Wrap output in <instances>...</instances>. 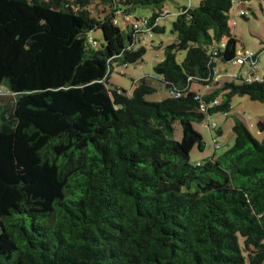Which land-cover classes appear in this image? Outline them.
I'll return each instance as SVG.
<instances>
[{
    "label": "trees",
    "instance_id": "obj_1",
    "mask_svg": "<svg viewBox=\"0 0 264 264\" xmlns=\"http://www.w3.org/2000/svg\"><path fill=\"white\" fill-rule=\"evenodd\" d=\"M165 1L0 0V87L15 95L0 108V264H264V138L236 119L231 147L190 161L205 145L193 122L235 94L264 100V72L214 81L237 53L233 3L250 0L178 10L153 68L165 98L109 85L115 64L143 61L140 33L164 30Z\"/></svg>",
    "mask_w": 264,
    "mask_h": 264
},
{
    "label": "rangeland",
    "instance_id": "obj_2",
    "mask_svg": "<svg viewBox=\"0 0 264 264\" xmlns=\"http://www.w3.org/2000/svg\"><path fill=\"white\" fill-rule=\"evenodd\" d=\"M200 0H197L192 6H197ZM190 0H166L163 4V10L168 12L167 16L159 17V25L164 28L162 32L150 34L147 32L140 33V41L138 45L145 48L143 53V61L138 63L128 64L126 67L122 64H115L112 68L108 82L110 86L118 87L127 93H131L133 84L143 81L145 84L152 86L156 91L145 98L148 101H157L165 98L168 92L165 89L162 78L157 76L153 68L164 58V47L174 39L171 33L172 21L176 18V13L183 6H188ZM240 8L247 9L246 18L239 15V10L236 6V1L230 12L229 25L231 30L238 38L236 49L237 51L245 50L248 54L256 56L255 64L240 65L236 62H218L216 64L217 77L222 79H233L235 83H240L246 79L247 75L252 73L260 75L264 72V0H250L246 4H240ZM236 6V7H235ZM101 8V7H99ZM153 8L136 7L132 16L148 17L151 15ZM238 12V13H237ZM236 14L237 26L234 25L233 15ZM116 23L120 28L124 29L126 23L120 15L115 17ZM90 36L97 39L99 43L103 42L102 32L96 29L90 33ZM185 56V51H179L176 54V60L180 63ZM247 72H244L245 67ZM252 70V71H251ZM15 95L8 93L0 87V108L10 104L14 100ZM264 118V100H251L246 95L235 94L231 97L230 108L226 114L215 113L212 116L205 118L202 122H193V128L201 134L204 140V148L199 151L196 147L190 152V161L194 162L198 159L211 157L214 153L213 143L217 141L220 145L215 150V154L223 153L227 148L231 147L234 142V132L232 126L236 119H242L251 135L261 140L264 138V131H259L256 127V122ZM215 122L217 127L210 129L206 122ZM221 133L218 134V131ZM175 137L179 139L180 129L175 132Z\"/></svg>",
    "mask_w": 264,
    "mask_h": 264
},
{
    "label": "built area",
    "instance_id": "obj_3",
    "mask_svg": "<svg viewBox=\"0 0 264 264\" xmlns=\"http://www.w3.org/2000/svg\"><path fill=\"white\" fill-rule=\"evenodd\" d=\"M236 5H237V3H236ZM239 15L240 16H246L247 15V11H245L244 9H240L239 11ZM237 12V13H238ZM233 17H234V25H236V18L238 17L236 14H234L233 15ZM141 23V22H140ZM142 24V23H141ZM147 30H150L149 28L147 29ZM146 30V31H147ZM255 60H256V56H254L253 54H248V52H246L245 50H241V51H237V53H236V56H235V59H234V61L233 62H236V63H238V64H240V65H243V64H249L250 66H253L254 64H255ZM245 67V66H244ZM245 69H246V67H245ZM213 73H214V77L217 75V70L216 69H214L213 70ZM256 76H258V75H255V74H253V75H247L246 77V79H244V80H246V81H251L252 80V78L253 77H256ZM256 79H258L259 81H262V77H260V76H258ZM216 104H218V101L217 100H214V101H212L211 103H210V107L211 106H214V105H216ZM206 109H205V105L204 104H201V107H200V111H205ZM206 125L208 126V127H215L216 126V123L215 122H212V124L209 126V124H208V122L206 123Z\"/></svg>",
    "mask_w": 264,
    "mask_h": 264
},
{
    "label": "crops",
    "instance_id": "obj_4",
    "mask_svg": "<svg viewBox=\"0 0 264 264\" xmlns=\"http://www.w3.org/2000/svg\"><path fill=\"white\" fill-rule=\"evenodd\" d=\"M197 0H190V4L187 6V7H189V6H192L195 2H196ZM177 14V13H176ZM167 15H169V13L168 12H165L164 10H163V12H161V14H160V16L162 17V16H167ZM234 18V17H233ZM236 26H237V18H236ZM252 71V70H251ZM244 72L246 73L247 72V68L246 69H244ZM248 75H253V71H252V73H250V74H248ZM221 78V77H220ZM220 78H218L217 76H215V78H214V81H218ZM221 131V130H220ZM216 142V148H214V153H215V150L218 148V147H220V145H219V143L217 142V141H215ZM213 153V154H214Z\"/></svg>",
    "mask_w": 264,
    "mask_h": 264
}]
</instances>
